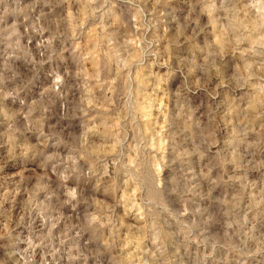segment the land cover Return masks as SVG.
<instances>
[{
    "label": "clouds",
    "instance_id": "obj_1",
    "mask_svg": "<svg viewBox=\"0 0 264 264\" xmlns=\"http://www.w3.org/2000/svg\"><path fill=\"white\" fill-rule=\"evenodd\" d=\"M0 264H264V0H0Z\"/></svg>",
    "mask_w": 264,
    "mask_h": 264
}]
</instances>
